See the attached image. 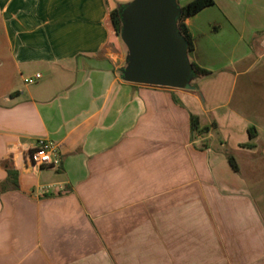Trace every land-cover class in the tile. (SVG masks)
<instances>
[{"label": "crops", "instance_id": "1", "mask_svg": "<svg viewBox=\"0 0 264 264\" xmlns=\"http://www.w3.org/2000/svg\"><path fill=\"white\" fill-rule=\"evenodd\" d=\"M111 10L0 0V264H119L114 235L159 242L182 225L208 264H264V0L186 19L189 60L209 73L185 88L123 79ZM40 140L58 164L34 165Z\"/></svg>", "mask_w": 264, "mask_h": 264}, {"label": "water", "instance_id": "2", "mask_svg": "<svg viewBox=\"0 0 264 264\" xmlns=\"http://www.w3.org/2000/svg\"><path fill=\"white\" fill-rule=\"evenodd\" d=\"M173 0H135L121 10V37L130 50L123 79L140 84L185 88L193 73L186 39L177 26Z\"/></svg>", "mask_w": 264, "mask_h": 264}, {"label": "rangeland", "instance_id": "3", "mask_svg": "<svg viewBox=\"0 0 264 264\" xmlns=\"http://www.w3.org/2000/svg\"><path fill=\"white\" fill-rule=\"evenodd\" d=\"M134 1L135 0H107V3L111 9L119 6L124 9ZM119 38L121 39L122 50L125 51L128 58L130 50L123 41L121 35H119ZM2 56L0 39V62H2ZM4 68H6V66L1 67L0 64V93L4 92L6 88V82L3 80ZM196 77L197 73L193 72L188 81V85L192 86ZM28 82L34 83L35 81L28 79ZM208 87L209 83H205L202 86V91L205 93ZM226 90L227 89L222 90V98L226 94ZM225 96L227 97L228 94ZM234 141L235 139H231L229 144H233ZM211 144L220 145L219 140L216 138L211 141ZM259 181H262L261 190L264 193V177L260 178ZM197 235L199 234H195V237L199 240L200 235ZM154 237L155 239L153 235L147 233L143 235L130 234L128 243H120V236L118 242H116V236L114 235V248L116 249L113 250L114 256L119 261V264H208V258L201 257L203 251L195 248L198 245V241L195 243V241H191V239L185 235L183 225L177 227V233L171 235V238H169L168 233L159 235V242H157L158 237H156V235ZM170 239H172V243Z\"/></svg>", "mask_w": 264, "mask_h": 264}, {"label": "trees", "instance_id": "4", "mask_svg": "<svg viewBox=\"0 0 264 264\" xmlns=\"http://www.w3.org/2000/svg\"><path fill=\"white\" fill-rule=\"evenodd\" d=\"M214 3V0H192L189 3H187L186 5L180 7V14L177 18V26H178V30L181 33V35L186 39L187 42V53H191L194 49V43H193V37L192 34L187 26L186 23V19L190 16L193 15L195 13H197L198 11H200L201 9L212 5ZM121 6L113 8L110 11V20H111V24L113 26V29L115 31V33L119 36L121 35L122 29H123V19H122V15H121ZM192 68H193V72L199 73V74H208L209 71L200 67L199 65H197L194 62H191ZM191 125H192V132L194 135L197 134H201V133H206L209 130V127H202L200 125V120L199 117L197 115L192 114L191 115ZM36 148L30 149L28 151V156L29 158L33 159V154L35 152ZM230 163L232 164L233 168L238 170V165L236 160L230 156L229 157ZM10 175L13 177V175H15V171L10 170L9 171ZM13 184L15 185V188L18 187V183L16 181V178H14L13 180Z\"/></svg>", "mask_w": 264, "mask_h": 264}, {"label": "built area", "instance_id": "5", "mask_svg": "<svg viewBox=\"0 0 264 264\" xmlns=\"http://www.w3.org/2000/svg\"><path fill=\"white\" fill-rule=\"evenodd\" d=\"M36 77H39V75ZM35 148L32 159L34 165L45 166L59 163L57 149L53 144L40 140Z\"/></svg>", "mask_w": 264, "mask_h": 264}]
</instances>
